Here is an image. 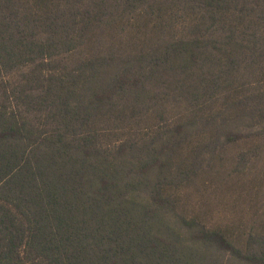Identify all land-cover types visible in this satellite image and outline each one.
Returning a JSON list of instances; mask_svg holds the SVG:
<instances>
[{
	"label": "trees",
	"instance_id": "16d2710c",
	"mask_svg": "<svg viewBox=\"0 0 264 264\" xmlns=\"http://www.w3.org/2000/svg\"><path fill=\"white\" fill-rule=\"evenodd\" d=\"M152 1L66 0L40 10L0 0V264H264V235L238 248L178 214L164 194L178 180L169 161L176 135L111 149L96 127L124 115L120 109L133 118L149 108L160 98L151 90L158 78L176 76L167 84L183 88L177 76L202 69L198 61L208 70L227 66L196 87L211 99L241 56L260 50L256 33L247 38L230 24L227 35L167 42L160 54L60 60L108 16ZM184 1L208 14L206 31L230 10L259 8Z\"/></svg>",
	"mask_w": 264,
	"mask_h": 264
},
{
	"label": "rangeland",
	"instance_id": "374dc122",
	"mask_svg": "<svg viewBox=\"0 0 264 264\" xmlns=\"http://www.w3.org/2000/svg\"><path fill=\"white\" fill-rule=\"evenodd\" d=\"M18 1L40 10L66 2ZM246 3L247 8L251 3L259 8L244 16L230 10L206 31L204 10L184 0H155L108 16L80 46L60 58L75 65L98 56L127 59L153 51L160 54L167 42L201 33L208 35L207 40L227 35L230 24L243 28L247 38L256 33L260 50L253 55L245 52L222 76L211 99L196 95V87L209 71L214 75L227 66L208 70L198 61L196 67L202 69L177 76L183 88L167 84L176 76L158 78L151 90L160 98L150 100L149 108L140 107L133 118L126 115L129 109H120L124 115L96 124L103 131L100 142L111 149L121 142L143 144L176 135L169 143L173 144L169 161L178 180L167 182L164 194L173 200L178 214L222 231L242 249L251 235H264V0ZM179 126L182 130L177 132Z\"/></svg>",
	"mask_w": 264,
	"mask_h": 264
}]
</instances>
